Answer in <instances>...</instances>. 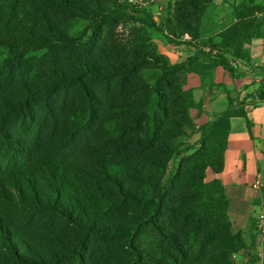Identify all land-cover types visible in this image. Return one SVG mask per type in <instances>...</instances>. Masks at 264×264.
Wrapping results in <instances>:
<instances>
[{"label":"trees","instance_id":"16d2710c","mask_svg":"<svg viewBox=\"0 0 264 264\" xmlns=\"http://www.w3.org/2000/svg\"><path fill=\"white\" fill-rule=\"evenodd\" d=\"M212 1L173 0L158 23L130 0H0V264H235L254 245L256 218L234 231L206 180L246 113L195 126L185 85L248 57L263 6L235 4L210 49L175 64L156 41L200 40Z\"/></svg>","mask_w":264,"mask_h":264},{"label":"crops","instance_id":"0c3cea01","mask_svg":"<svg viewBox=\"0 0 264 264\" xmlns=\"http://www.w3.org/2000/svg\"><path fill=\"white\" fill-rule=\"evenodd\" d=\"M238 0H213L206 9L204 23L207 30L201 39L189 42L190 34H185L179 44H158L159 53L170 64L194 54L197 49L208 51L210 40L234 20L233 6ZM260 30L257 35L244 43L247 58L228 57L231 71L223 65L215 66L208 75L189 72L185 87L193 90L200 102V109H191L190 115L195 126L213 120L227 110L229 105L244 110L243 116L229 119L230 129L224 153V166L220 173L207 170L211 179H219L229 199V215L233 230L247 229L249 218H257L264 212V20L256 18ZM165 42V41H164ZM216 49H212L215 54ZM261 174L259 188L252 187ZM258 213V214H257ZM255 245V244H254ZM253 245V246H254Z\"/></svg>","mask_w":264,"mask_h":264},{"label":"rangeland","instance_id":"374dc122","mask_svg":"<svg viewBox=\"0 0 264 264\" xmlns=\"http://www.w3.org/2000/svg\"><path fill=\"white\" fill-rule=\"evenodd\" d=\"M131 2L137 4L138 6H142L148 10H150L154 16V19L160 23L162 18L168 17L172 13L171 4L173 3V0H130ZM232 0H228V2H231ZM238 1H244V0H238ZM258 4L263 6L262 9L256 10L254 13L255 18H262L264 17V0H255ZM206 13V12H205ZM260 30V29H258ZM159 37H156V41L159 44H166V40L162 35H158ZM165 41V42H164ZM159 50V49H158ZM210 170V169H208ZM206 180H209L207 174H206ZM258 214V213H257ZM229 215V211H228ZM230 219L231 216L229 215ZM253 220L255 221L254 216H251ZM232 221V219H231ZM233 224V221H232ZM256 229V227H255ZM247 229H244L246 231ZM236 231V229L234 230ZM247 236V235H246ZM260 236L256 229V241L255 245L252 247H246L244 249H241L239 252L233 254L232 258L235 261V264H258L259 257L257 255V252L260 250V243L259 242ZM250 238L247 236V242L249 243Z\"/></svg>","mask_w":264,"mask_h":264},{"label":"built area","instance_id":"2783aa9c","mask_svg":"<svg viewBox=\"0 0 264 264\" xmlns=\"http://www.w3.org/2000/svg\"><path fill=\"white\" fill-rule=\"evenodd\" d=\"M264 150V149H263ZM261 184V174H257L256 180L253 182L252 187L257 189ZM256 229L259 233L260 239V250L257 252L259 257L258 264H264V252H263V245H264V212H260L256 218Z\"/></svg>","mask_w":264,"mask_h":264}]
</instances>
